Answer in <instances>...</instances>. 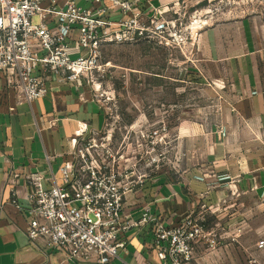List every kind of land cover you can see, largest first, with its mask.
<instances>
[{"label": "crops", "instance_id": "0c3cea01", "mask_svg": "<svg viewBox=\"0 0 264 264\" xmlns=\"http://www.w3.org/2000/svg\"><path fill=\"white\" fill-rule=\"evenodd\" d=\"M55 1L58 6L65 2ZM130 1L151 16L182 0ZM78 5L91 8L82 0ZM107 17L116 21L121 16L112 12ZM194 44L197 71L189 72L211 81L212 86L203 91L217 96L223 105L209 117L199 105L184 110L170 128L171 166L125 195L122 216L138 220L148 206L168 225L194 211L209 212L222 225L235 227L244 213L258 207L261 223L257 232L263 234L259 240H264V13L204 26ZM71 51L76 53L74 45ZM192 58V54L187 56L189 62ZM47 86L46 96L29 105L17 99L0 73V264H96L71 261L41 241L29 242L25 234V177L40 173L44 188L49 187L51 176L59 183V168L71 146L68 139L78 123L88 129L103 123L101 108L83 83L59 82L52 76ZM189 112L197 115L190 117ZM120 239L125 242L124 250L110 264H157L148 227L132 228ZM194 264H200L196 255Z\"/></svg>", "mask_w": 264, "mask_h": 264}, {"label": "built area", "instance_id": "2783aa9c", "mask_svg": "<svg viewBox=\"0 0 264 264\" xmlns=\"http://www.w3.org/2000/svg\"><path fill=\"white\" fill-rule=\"evenodd\" d=\"M79 1L65 0L58 6L55 0H0V73L17 99L30 105L44 98L55 76L59 82L83 83L103 113L99 128L78 123L69 137L59 183L51 176L44 188L40 173L25 177L26 237L62 251L71 261L110 264L124 250L121 234L148 227L157 264H194L196 250H214L218 238L206 229L201 212L191 211L175 225L166 224L148 206L138 220L121 213L126 194L171 166L170 129L165 123L145 129L135 123L121 125L101 88L107 72V65L100 62L102 47L155 32L163 24L157 16L167 9L147 16L135 1L82 0L91 8L80 7ZM112 12L121 17L111 21L107 15ZM169 25L175 27L173 22ZM167 38L165 47L187 41L184 35ZM256 246L263 248L264 240Z\"/></svg>", "mask_w": 264, "mask_h": 264}, {"label": "rangeland", "instance_id": "374dc122", "mask_svg": "<svg viewBox=\"0 0 264 264\" xmlns=\"http://www.w3.org/2000/svg\"><path fill=\"white\" fill-rule=\"evenodd\" d=\"M257 12L264 13V0H182L157 16L158 23L163 24L154 29L155 32H148L136 41L103 46L100 62L107 65V72L101 81V88L106 93V102L114 107V118L126 126L135 123L145 129L165 123L170 129L184 110H195L198 105L201 109L205 108L206 116H214L223 101L220 100L219 105L217 96L203 91L212 86L211 81H202L189 72L197 71L194 43L204 26ZM195 20L202 21L196 30L191 26ZM170 22L175 24L173 29ZM167 34H174L177 40L179 35H184L187 41L165 47L163 40L168 39ZM189 54L193 57L190 62L187 59ZM195 115L191 112L189 116ZM208 213L203 214L204 225L217 233V245L211 251L205 247L196 251L200 264H250V261L251 264H263L264 248L255 246L257 240L263 237L257 232L261 223L260 208L244 213L235 227L222 225ZM253 258L257 259L256 263Z\"/></svg>", "mask_w": 264, "mask_h": 264}, {"label": "bare ground", "instance_id": "6f19581e", "mask_svg": "<svg viewBox=\"0 0 264 264\" xmlns=\"http://www.w3.org/2000/svg\"><path fill=\"white\" fill-rule=\"evenodd\" d=\"M196 21V20H195ZM200 23H202V21H200L199 22V20L198 21H196L193 25H191V26H193L192 27V29H194V30H196L197 28L199 29V25H200ZM203 24H204V22H203ZM201 27V26H200ZM191 28V27H190ZM191 29V30H192Z\"/></svg>", "mask_w": 264, "mask_h": 264}]
</instances>
